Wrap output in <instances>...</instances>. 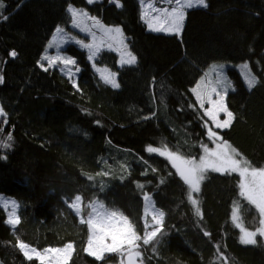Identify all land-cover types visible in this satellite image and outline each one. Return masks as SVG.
<instances>
[{
	"label": "trees",
	"instance_id": "16d2710c",
	"mask_svg": "<svg viewBox=\"0 0 264 264\" xmlns=\"http://www.w3.org/2000/svg\"><path fill=\"white\" fill-rule=\"evenodd\" d=\"M3 3L0 107L6 117L0 121L7 123H0V139L11 146L0 149V193L17 200L20 223L9 225L0 206V264H39L24 257L18 241L40 250L71 242L68 264H115L114 254L98 261L84 251L87 225L67 202L76 195L84 202L98 199L143 235L145 192L164 217L162 232L140 248L144 264H264L262 237L256 245L241 244L232 219L238 204L244 227L254 230L259 220L240 195L237 173H205L196 195L201 219L169 160L146 150L167 145L198 157L211 142L192 88L212 63L248 62L259 83L249 90L235 68L227 69L234 89L225 102L235 118L218 132L241 158L264 167V0H207V8L186 9L179 34L150 30L140 0H119V7L116 0ZM69 4L121 27L136 64L119 66L110 50L96 60L117 74L118 88L98 76L75 44L65 48L80 69L75 82L56 66L41 67L54 30H72Z\"/></svg>",
	"mask_w": 264,
	"mask_h": 264
},
{
	"label": "snow or ice",
	"instance_id": "6c2138e0",
	"mask_svg": "<svg viewBox=\"0 0 264 264\" xmlns=\"http://www.w3.org/2000/svg\"><path fill=\"white\" fill-rule=\"evenodd\" d=\"M92 2L93 0H88V3ZM140 3L143 9L144 5L147 4V0H140ZM167 3H174V6L168 10L156 9L153 4H148V8H151L158 13L155 19L160 22L159 27H154L153 24L149 23V28L151 30L175 32L176 34H179L183 28L186 9L208 7L207 0H167ZM116 5L117 7L120 6L119 0H116ZM2 8H4V4L3 0H0V9ZM66 11L70 14L73 24L76 27H81V21L85 18L91 19L96 25H99V21L96 20L95 17H89V14L86 11L78 10L71 4L68 5ZM159 13H163V16L159 15ZM145 15H147V12L142 11L141 19H144ZM0 19H7V17L0 13ZM83 30L87 31L89 29L85 28ZM105 31L109 34L114 33L115 35L122 36L121 29L118 27L108 28L105 29ZM56 32L62 34L63 29L58 27ZM93 37H95V33H93ZM70 39L75 38L70 37ZM76 43L89 49V60L94 58L96 52L92 50L91 44H86L82 40H76ZM49 46L51 47L52 45L50 44ZM10 55L15 57L17 54L13 51ZM43 59L48 62L49 67L56 65L57 62H60L65 66L74 65L76 63L75 60L70 57H62L59 55L55 57L44 56ZM136 62L137 58L131 52H126L121 57L122 65H134ZM41 66L43 67V65ZM217 68L222 69L223 66H214L212 71H217ZM243 68L245 69V83L248 89L251 90L259 83V80L252 74L247 63L243 65ZM79 70L78 67L75 69L77 72ZM45 71H47V68H45ZM69 74L71 78L70 70ZM102 79L113 88L119 87V83L116 81L114 73H102ZM217 82L219 83V79ZM0 83H3L2 76H0ZM224 83L227 84V87H212L210 92L202 94L200 91L202 86L206 88L207 84H211V80H207V83H205V80L202 77L201 82L191 90L195 94L196 100L199 102V107L204 109L203 115L207 116L209 120L212 121L216 129L230 127L235 118L233 112L228 109L224 102V97L231 85L228 84L227 81ZM213 94L217 97L216 99H213ZM205 101L210 105V107L206 109L204 108ZM220 113H224L226 118L220 120ZM0 117H6V113L2 107H0ZM144 118L148 119L150 117ZM0 123L6 124L7 120L4 119L0 121ZM204 126L207 128V136L210 140L214 143L221 140L219 134L211 127H208L207 121H205ZM0 131H2V129H0ZM7 140H12L10 134L8 135ZM10 146V144L0 139V149L9 148ZM202 147L205 155L199 158L198 163L195 159H185L182 155L178 154V151L168 150L167 145H165L163 149L148 146L146 150L148 153H156L170 161L172 167L176 169V174H178L184 183L189 186V191L187 193L188 201L194 207L196 215L201 219L202 213L198 207V200L193 198L192 193H198L200 191V182L205 178V173L208 170L222 173L237 172L241 177L239 183L240 195L255 207L259 214V220L258 226L253 231L243 227L240 222V208L238 204L233 208L232 219L236 222V227L240 229V243L244 245H256L258 243L256 239L257 236L264 238V167H254L247 160L236 158L239 157L240 154L234 149H231V146H229L227 142L217 143L216 148L218 150L209 149L207 145H202ZM152 171L154 172L155 169H152ZM104 175H107V172H105ZM88 179L92 180L93 177L89 176ZM161 183H163V181H161ZM105 187L106 186L102 185L100 190L103 191ZM137 187L143 189L144 185L137 184ZM143 201L145 202V215L147 216L151 214L152 219V223H149L148 220L145 219L143 235H140L137 232L134 224L127 216L118 209L110 210L106 208L104 203L98 199L92 200L86 205L90 210L85 215H82L81 195H76L73 200L67 202L68 207L74 210L77 216L81 217L79 222L87 225L89 234L87 247L84 251L98 261L104 260L106 253H118L121 256V264H124L125 254L127 264H136V258H140L139 264H143L142 252L139 249L142 245L147 246L153 243L157 234L162 232V220L164 217V212L155 208L151 196L147 192L143 194ZM5 207H7V205H5ZM6 222L12 226L20 223V217L17 215V204L15 201L11 204V209ZM204 235L209 236L210 233L205 231ZM262 246H264V244H262ZM17 247L28 261L36 259L39 261V264H45L46 261L48 264H68L70 255L74 249V245L71 242L66 243L60 248L49 247L38 250L25 242L18 241ZM217 252H219V248H217ZM220 256L223 257V254L220 253Z\"/></svg>",
	"mask_w": 264,
	"mask_h": 264
},
{
	"label": "rangeland",
	"instance_id": "374dc122",
	"mask_svg": "<svg viewBox=\"0 0 264 264\" xmlns=\"http://www.w3.org/2000/svg\"><path fill=\"white\" fill-rule=\"evenodd\" d=\"M94 1H98V0H93V2ZM155 1H158L154 5L156 9H168V10H170L174 6V3L173 4H168L166 0H155ZM73 7H75V6H73ZM75 8L78 9V10L86 11L85 9H82V8H79V7H75ZM2 9H0V12H1ZM143 11L147 12V15H145L144 18L146 20L145 22H146L148 28H149V23L153 24L154 27H159L160 22H158L155 19V17L158 15V13L153 11L151 8H148V4L144 5ZM159 15L163 16V13H159ZM89 17H95L96 20L99 21V25H96L94 23V21H92L91 19L85 18L84 20L81 21V27L74 26L73 21L71 19L69 24H70V27L72 28V30H68L66 27H63V26H58L59 28L63 29V33L62 34H58L56 32V29L58 27L54 30L50 40L47 42V44L45 46V51L43 53L40 65H43V68L49 67L48 66V62L43 59L44 56L55 57V56L59 55V56H62V57H70V58H72L74 60V58L72 56H70L65 50L66 46L69 45V44H75L78 47H80L83 50H85L86 54H87V58H88V56L90 55L89 49L84 48L80 44L76 43V40H82L86 44H91L92 45V50L96 52V55L94 56V58L92 60H89V59L88 60H89V62L91 64V67L98 74V76L102 79V73L103 74H107L109 72L110 73H114L115 74V79L117 81V74L114 71H112L109 67H107L106 65H101V64L97 63L96 60L98 58V55L103 50H110V51H114V52L117 53V55H118V65L121 66L122 65V63H121L122 55H124L126 52H131L129 50L126 37L123 34V31H122L120 26L104 24L98 17L93 16L91 14H89ZM116 27L121 29L122 36L115 35L114 33L113 34H109V33H107L105 31V29L116 28ZM85 28H87L89 30H87V31L83 30ZM153 31H155V30H153ZM158 32H165L167 34H174L175 33V32H166V31H158ZM93 33H95V37H93ZM70 37H74L75 39H70ZM50 44L52 45L51 47L49 46ZM245 63L248 64L249 69L251 70L250 65H249L248 62H241V63H238V64H232V63H229V62H215V63H212L211 65H209L205 69L203 75L201 76V78L198 80V82L195 84V86L193 88H195L196 85L201 82L202 77H203L204 80H205V83H207V80H211V84H207L206 88H204L202 86V89H200L202 94H206L207 92H210L212 87H217V88H221V86L227 87V84L224 83L225 81H227V83L231 85V87L228 88V91H227V93H228V92H230L231 90L234 89V85H233V82L231 81V79H230V77H229V75L227 73V69L228 68H235L240 73V75L242 76V78L244 80L245 69L243 68V65ZM221 65L223 66L222 69L221 68H217V71H215V72L212 71L214 66H221ZM54 66L58 67L68 78H70V74H69V70H70L71 71V78L70 79H72L73 82L76 81V77H77V71H75V69L77 68L76 64L65 66L62 63L57 62V64L54 65ZM54 66H51V67H54ZM251 72H252V70H251ZM252 74H253V72H252ZM218 79H219V83L217 82ZM244 82H245V80H244ZM222 95H223V91H222ZM194 96H195V94H194ZM195 98H196V96H195ZM216 98L217 97L215 96V94H213V99H216ZM225 98H226V96L224 97V102H225ZM208 107H210V105L205 101L204 108L206 109ZM203 111H204V109H203ZM225 118H226L225 114L224 113H220L219 119L223 120ZM207 125H208V127H211L214 131H216L219 134L218 129L215 128V126L213 125L212 121L209 120V118H208V124ZM219 137L221 138L220 134H219ZM210 142H211V145H209V144H204V145H207L209 149L218 150L216 148V144L217 143H221V142H226V141H223L221 139L219 141H216L215 143L212 140H210ZM227 144L229 146H231L228 142H227ZM152 147H154V146H152ZM161 149H163V148H161ZM231 149H234V148L231 146ZM203 155H205V153H204L203 147H202L201 148V153H200V155L198 157H195V158H189V157H185V156H183V157L185 159H195L197 161V163H198L199 162V158L201 156H203ZM236 158H241V157L239 156V157H236ZM211 171H213V170H211ZM232 173H237V172H232ZM240 181H241V177H240ZM201 182H200V186H201ZM187 187H188V191H189V186L187 185ZM192 195H193V198L197 199V197H196L197 192H193ZM13 201L16 202L17 208H18V202H17V200L15 198H13L11 196H7V195H5L3 193H0V206H2L4 208V210H5V212H6V221H7V217L9 215V212H10V209H11V204H12ZM88 203L89 202H84L83 198H82V202H81L82 215H85L90 210V209H88L86 207V205ZM144 204H145V202H144ZM5 205H7V207H5ZM150 212H151V210H150ZM79 218H81V217H79ZM144 218L147 219L149 223H152L151 214H149L147 216L145 215V206H144ZM235 224H236V222H235ZM242 226L244 227L243 224H242ZM248 230L253 231L251 229H248ZM240 235H241V233H240ZM262 239L264 241V238H262ZM46 248H49V247H46ZM52 248H60V247H52ZM38 250H40V249H38ZM107 254H114L116 256V258H117V262L115 264H121V256H120V254H118V253H106L105 255H107ZM71 255H72V253H71ZM71 255H70V257H71ZM136 259L138 261L140 260V258H136ZM45 264H48V262L46 261ZM124 264H127V262H126V254H125ZM143 264H144V262H143Z\"/></svg>",
	"mask_w": 264,
	"mask_h": 264
},
{
	"label": "crops",
	"instance_id": "0c3cea01",
	"mask_svg": "<svg viewBox=\"0 0 264 264\" xmlns=\"http://www.w3.org/2000/svg\"><path fill=\"white\" fill-rule=\"evenodd\" d=\"M158 1L155 0H147V4H153L155 5Z\"/></svg>",
	"mask_w": 264,
	"mask_h": 264
},
{
	"label": "water",
	"instance_id": "95a60500",
	"mask_svg": "<svg viewBox=\"0 0 264 264\" xmlns=\"http://www.w3.org/2000/svg\"><path fill=\"white\" fill-rule=\"evenodd\" d=\"M126 262H127V259H126ZM136 264H139V261L136 259Z\"/></svg>",
	"mask_w": 264,
	"mask_h": 264
}]
</instances>
